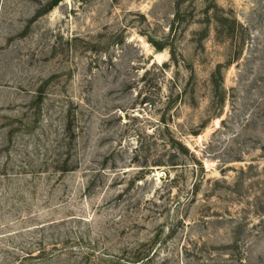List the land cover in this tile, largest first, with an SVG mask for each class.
<instances>
[{
  "label": "rangeland",
  "instance_id": "rangeland-1",
  "mask_svg": "<svg viewBox=\"0 0 264 264\" xmlns=\"http://www.w3.org/2000/svg\"><path fill=\"white\" fill-rule=\"evenodd\" d=\"M0 264H264V0H0Z\"/></svg>",
  "mask_w": 264,
  "mask_h": 264
},
{
  "label": "trees",
  "instance_id": "trees-1",
  "mask_svg": "<svg viewBox=\"0 0 264 264\" xmlns=\"http://www.w3.org/2000/svg\"><path fill=\"white\" fill-rule=\"evenodd\" d=\"M54 4H55V2H54Z\"/></svg>",
  "mask_w": 264,
  "mask_h": 264
}]
</instances>
